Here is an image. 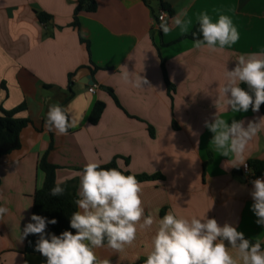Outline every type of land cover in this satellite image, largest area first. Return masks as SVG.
I'll return each instance as SVG.
<instances>
[{
	"label": "crops",
	"instance_id": "0c3cea01",
	"mask_svg": "<svg viewBox=\"0 0 264 264\" xmlns=\"http://www.w3.org/2000/svg\"><path fill=\"white\" fill-rule=\"evenodd\" d=\"M95 1L97 10L80 12L75 26L78 0H0V113L25 104L18 117L31 121L21 132V148L0 159V205L9 209L0 219V264H44L45 257L25 252L27 237L19 241V228L32 215L34 195L44 183L39 162L51 144L47 160L58 167L56 182L75 181L77 195L78 173L87 162L106 165L118 157L125 171L159 174L140 183L146 215L206 213L220 225L234 223L245 238L264 240V227L250 210L252 185L243 174L245 163L264 161V124L239 161L221 156L204 126L216 112L229 124L243 120L245 126L264 117L251 107L233 113L214 104L225 66L231 70L240 55L264 51V0H163L171 10L169 24L175 16L191 21L188 31L172 27L167 34L158 27L161 0ZM41 12L52 16L47 23L39 21ZM201 12L213 22L230 17L237 42L211 50L184 38ZM121 67L148 83L140 89L125 85ZM98 102L105 109L92 124ZM49 103H59L74 118L66 134L45 129ZM154 231L155 225L138 230L120 252L100 247L95 254L110 264H143Z\"/></svg>",
	"mask_w": 264,
	"mask_h": 264
},
{
	"label": "clouds",
	"instance_id": "9594fccd",
	"mask_svg": "<svg viewBox=\"0 0 264 264\" xmlns=\"http://www.w3.org/2000/svg\"><path fill=\"white\" fill-rule=\"evenodd\" d=\"M160 19L158 27L165 34L172 27L186 32L191 24L180 16L172 17L169 24L167 13H162ZM197 21L201 38H197V32H192L197 48L223 49L239 39L236 27L226 15H219L213 22L206 12H201ZM121 68L125 85L140 89L148 83L140 73ZM215 93L214 104L221 105L225 111L247 112L251 107L257 112L264 103V51L240 55L231 70L225 66L224 83ZM73 122L74 118L59 103H49L44 124L48 132L64 135ZM262 124L264 117L257 122L248 121L246 126L243 120H232L229 124L217 112L211 122H204L213 134L211 144L215 150L237 161L243 158L248 143ZM117 165L105 168L99 161H90L78 173V198L74 201L77 210L69 217V228L74 229V233L46 231L57 220L32 214L22 231L19 228V241L30 234L36 235L34 250L46 258L44 264H110L109 258L98 257L95 249L106 247L120 252L136 238L138 230H151L155 225L151 250L143 264H264V240L245 238L234 223L220 225L206 213L190 218L171 211H166L162 218L158 212L146 215L140 182L134 175L125 174L122 161H117ZM250 183L249 195L253 201L250 210L257 218L256 224L264 227V178ZM63 193L64 188L59 183L50 189L53 197ZM8 213L9 209L0 205V219ZM23 264H28L27 260Z\"/></svg>",
	"mask_w": 264,
	"mask_h": 264
},
{
	"label": "trees",
	"instance_id": "16d2710c",
	"mask_svg": "<svg viewBox=\"0 0 264 264\" xmlns=\"http://www.w3.org/2000/svg\"><path fill=\"white\" fill-rule=\"evenodd\" d=\"M163 10L169 11V5L161 0ZM97 10V3L95 0H78L76 9H75V22L74 25H77V15L86 11L89 13H93ZM51 15L48 13L41 12L38 14V19L41 23H47L51 19ZM198 25L194 27L189 35L184 36V38H188L193 40L192 32H197V38H201L199 32L197 31ZM162 70L164 79L166 81L167 87L169 91H174V86L169 81L167 76V71L165 68V60L162 59ZM241 87H246L241 84ZM110 95L115 99L116 103L119 105L118 100L114 94L112 89L107 88ZM105 109V104L102 102H98L91 115H90V123L97 124L100 120V117ZM26 111V105L21 104L16 108L6 111L1 110L0 113V159L6 155L11 154L14 151H17L21 148L20 135L24 128H26L31 121L28 118L18 117L19 114ZM259 111L264 115V103L261 104ZM150 132L152 129L150 128ZM53 148V145H50L49 150L42 156L39 162V169L44 174V183L39 188L34 195V203L32 214L41 215L47 217L48 219L55 218L57 223L55 225H49L46 231H51L55 234H59L64 230L75 232L74 229L69 228V217L72 212L76 211V205L74 203L75 199L78 198L76 182L70 181L65 184H61L64 188L63 195L53 197L50 195V189L57 184L56 182V171L58 169L57 166L51 164L47 160V156L49 151ZM117 158L115 157L110 163L106 165H101L105 168L110 167H118ZM249 165L256 176L264 175V161L253 159L249 161ZM125 174H132L136 177L138 182H144L149 180H155L159 177V174L156 175H147V174H133L130 171H125ZM37 239L36 235L30 234L26 239V249L25 252L28 254L40 255L39 252L34 250V244Z\"/></svg>",
	"mask_w": 264,
	"mask_h": 264
},
{
	"label": "built area",
	"instance_id": "2783aa9c",
	"mask_svg": "<svg viewBox=\"0 0 264 264\" xmlns=\"http://www.w3.org/2000/svg\"><path fill=\"white\" fill-rule=\"evenodd\" d=\"M162 13H167V11L166 10H162L160 12V14L158 16V19H157L159 23L161 22V19L160 18H161V14ZM167 18H169L168 13H167ZM94 90H95L94 87H90V89H89L90 92H94ZM243 174L246 176V178H247V180H248L249 183L252 180L256 179V178H262V177H259V176L254 175V172L252 171L249 163H245L243 165Z\"/></svg>",
	"mask_w": 264,
	"mask_h": 264
},
{
	"label": "water",
	"instance_id": "95a60500",
	"mask_svg": "<svg viewBox=\"0 0 264 264\" xmlns=\"http://www.w3.org/2000/svg\"><path fill=\"white\" fill-rule=\"evenodd\" d=\"M87 78H88V83H89V84H91V85H92V84H94V82H93V80H92V77H91V76H88Z\"/></svg>",
	"mask_w": 264,
	"mask_h": 264
}]
</instances>
